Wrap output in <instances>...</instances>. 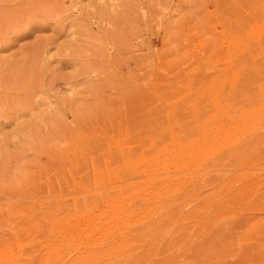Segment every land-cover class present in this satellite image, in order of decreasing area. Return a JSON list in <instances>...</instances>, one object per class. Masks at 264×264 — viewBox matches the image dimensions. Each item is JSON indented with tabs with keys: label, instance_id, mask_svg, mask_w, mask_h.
Masks as SVG:
<instances>
[{
	"label": "rangeland",
	"instance_id": "1",
	"mask_svg": "<svg viewBox=\"0 0 264 264\" xmlns=\"http://www.w3.org/2000/svg\"><path fill=\"white\" fill-rule=\"evenodd\" d=\"M219 1L0 0V244H6L12 229L3 210L13 204V193L28 197V202L47 205L53 199L52 205L57 198L62 201L76 196L74 186L67 183L71 178L70 158L77 156L87 161L89 154L98 156L101 146L110 142L103 133L117 131L115 125L127 119L139 122L142 104L138 96L150 92L156 75L172 84L176 81L175 90L184 87L178 80L205 54L200 37L212 41L215 55L229 44L230 31L234 37L241 27L245 29L246 32L240 30L241 36L237 33L238 37H234L239 49L250 42L249 37H244L253 31L247 23H238L241 27L227 23L224 32L221 17L227 14L225 10L218 11ZM262 1H243L259 21L264 18ZM226 2L233 4V0ZM251 39L252 46H247L253 50H245L242 64L254 61L256 72L246 79L247 96L239 105L242 108L249 101L247 114H251L252 125L259 130L253 127L258 135L250 136L243 142L246 144H251L252 139L255 143L259 136L264 143V115L260 117L264 109V50L254 37ZM221 54V62L228 63L229 59ZM139 137H128L133 142L130 140V149L125 150L129 155L125 167L131 171L139 168L144 159L138 147ZM256 154L244 155L238 166V177L247 176L239 182L244 183L239 187L244 203L203 228L197 243L177 251L174 264H264V205L253 204L264 193V186L258 187L264 184V161L261 154ZM59 177L65 180L62 188L71 186L69 191L56 187L50 189L51 194L46 192ZM249 177L255 178L252 186L246 182ZM41 188H47L45 194ZM64 203L58 202L59 206ZM156 218L161 230L173 229L169 210L159 211ZM211 230L216 231L214 236L207 245L200 246V241L212 236Z\"/></svg>",
	"mask_w": 264,
	"mask_h": 264
},
{
	"label": "bare ground",
	"instance_id": "2",
	"mask_svg": "<svg viewBox=\"0 0 264 264\" xmlns=\"http://www.w3.org/2000/svg\"><path fill=\"white\" fill-rule=\"evenodd\" d=\"M243 1L233 0V4L219 1L218 11L225 10L227 14L221 17L223 30L227 23L238 27H241L238 23H247L253 31L244 37H249L250 42L254 37L264 50V18L259 21ZM232 35L230 31L232 38L219 54L224 53L228 63H222L221 56L212 53L211 40L200 37L205 54L200 63L185 69L178 80L184 87L175 90L176 81L172 84L157 73L150 92L138 96L142 104L139 122L125 119V123L115 125L119 132L103 133L110 142L101 146L98 156L89 154L87 161L77 156L70 158L71 178L67 183L74 186L76 196L62 201L55 198V202H65L59 206L58 202L52 205L51 195L53 201L48 199L51 205H47L28 202V197L13 193V204L3 210L4 220L12 224V229L6 244H0V264H174L177 251L197 243L203 228L244 203V198L240 200L244 193H239L244 183L239 182L247 176L242 173L243 178L238 177L240 158L248 154L255 157L258 152L264 161V143L261 136L255 143L252 138L251 144L243 143L258 135L255 125L253 131V118L246 111L249 99L242 108L239 105L247 96L246 79L255 76L256 71L254 61L245 60L248 64H242L245 50L250 51L252 44L245 43L240 50ZM134 134L140 136L138 147L143 150L144 159L139 168L131 171L125 167L129 160L125 150L130 149L128 137ZM253 179L246 182L252 186ZM63 181L59 177L46 192L51 194L50 189L56 187L69 191L71 186L61 187ZM36 198L39 196H33ZM253 204L264 205V193ZM188 205L192 207L184 213ZM162 210L172 213L170 220L174 227L169 231L161 230L156 218ZM211 232L212 236L200 241V246L207 245L216 231Z\"/></svg>",
	"mask_w": 264,
	"mask_h": 264
}]
</instances>
